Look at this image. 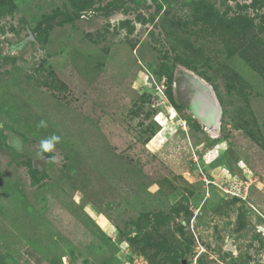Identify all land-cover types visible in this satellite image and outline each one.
Masks as SVG:
<instances>
[{
  "label": "rangeland",
  "instance_id": "obj_1",
  "mask_svg": "<svg viewBox=\"0 0 264 264\" xmlns=\"http://www.w3.org/2000/svg\"><path fill=\"white\" fill-rule=\"evenodd\" d=\"M0 264H264V0H0Z\"/></svg>",
  "mask_w": 264,
  "mask_h": 264
},
{
  "label": "clouds",
  "instance_id": "obj_2",
  "mask_svg": "<svg viewBox=\"0 0 264 264\" xmlns=\"http://www.w3.org/2000/svg\"><path fill=\"white\" fill-rule=\"evenodd\" d=\"M43 124V122H41ZM60 140V137L58 136H52L51 138L45 139L43 141H41V148L43 149V151L47 152V151H52L55 144L58 143Z\"/></svg>",
  "mask_w": 264,
  "mask_h": 264
},
{
  "label": "bare ground",
  "instance_id": "obj_3",
  "mask_svg": "<svg viewBox=\"0 0 264 264\" xmlns=\"http://www.w3.org/2000/svg\"><path fill=\"white\" fill-rule=\"evenodd\" d=\"M219 117L216 118V123L213 125L215 129H218L219 123H218Z\"/></svg>",
  "mask_w": 264,
  "mask_h": 264
},
{
  "label": "water",
  "instance_id": "obj_4",
  "mask_svg": "<svg viewBox=\"0 0 264 264\" xmlns=\"http://www.w3.org/2000/svg\"><path fill=\"white\" fill-rule=\"evenodd\" d=\"M216 119V118H215Z\"/></svg>",
  "mask_w": 264,
  "mask_h": 264
}]
</instances>
